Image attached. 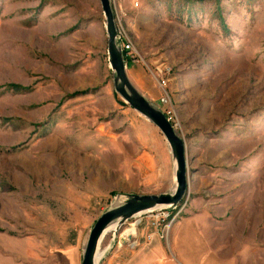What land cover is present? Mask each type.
<instances>
[{
  "label": "rangeland",
  "instance_id": "1",
  "mask_svg": "<svg viewBox=\"0 0 264 264\" xmlns=\"http://www.w3.org/2000/svg\"><path fill=\"white\" fill-rule=\"evenodd\" d=\"M111 3L140 59L128 77L160 108L155 68L171 67L189 190L108 233L100 264H129L156 221L168 264H181L168 233L193 216L228 230L224 262L264 264V0ZM105 22L100 0H0V264H70L62 249L87 242L107 209L175 187L164 135L115 89Z\"/></svg>",
  "mask_w": 264,
  "mask_h": 264
},
{
  "label": "water",
  "instance_id": "2",
  "mask_svg": "<svg viewBox=\"0 0 264 264\" xmlns=\"http://www.w3.org/2000/svg\"><path fill=\"white\" fill-rule=\"evenodd\" d=\"M106 18L105 27L108 34L109 63L115 73V89L126 103L146 117L162 132L168 142L175 164V187L172 191L160 194H130L126 199L98 217L94 223L81 257V264H100L97 254L105 236L117 234L123 224L130 219L154 210L176 207L186 197L189 190V170L187 147L183 137L175 130L162 109L152 104L131 83L126 61L123 56L120 32L116 25L115 13L111 0H100ZM116 224L117 230L112 226ZM111 248H107L106 253Z\"/></svg>",
  "mask_w": 264,
  "mask_h": 264
},
{
  "label": "crops",
  "instance_id": "3",
  "mask_svg": "<svg viewBox=\"0 0 264 264\" xmlns=\"http://www.w3.org/2000/svg\"><path fill=\"white\" fill-rule=\"evenodd\" d=\"M146 98H149L145 92H141ZM142 140V141H141ZM125 144V143H124ZM136 144L140 147V156H143L144 138L137 137ZM222 223L213 219H204L202 217H187L174 222L169 230V248L173 257L181 264H235L233 259L225 261L224 254H233V244H229L226 253L219 256L215 254L218 250L222 251L225 232ZM160 228L153 234V240L148 247H145L131 256L129 264H168L172 257L168 254L166 245L160 234ZM144 232V231H143ZM142 232V233H143ZM159 233V234H158ZM231 235V234H230ZM168 238V237H167ZM231 239V238H230ZM73 241V240H72ZM168 241V240H167ZM228 244V243H227ZM86 242L80 237L71 245L62 249L70 264H81V257ZM229 260V259H228Z\"/></svg>",
  "mask_w": 264,
  "mask_h": 264
},
{
  "label": "built area",
  "instance_id": "4",
  "mask_svg": "<svg viewBox=\"0 0 264 264\" xmlns=\"http://www.w3.org/2000/svg\"><path fill=\"white\" fill-rule=\"evenodd\" d=\"M121 38V36H120ZM122 51H123V56L124 59L126 61V65L129 62H137L140 61L138 53L135 51L132 43L130 41H126L122 43ZM170 72H171V67H169L168 65L162 64L160 66H158L157 68H155V73L154 76L156 78V80L159 83V86L162 90V94H161V99H160V106L162 111L165 113L166 117L168 118V120L173 124L174 119H173V111L171 108V96H170V92H169V78H170ZM170 214L167 213L165 215L166 219L167 217H169ZM157 218H160V214L159 216H157ZM158 223L154 222V225L158 228ZM151 237H153V234L151 235ZM140 241L139 240H134L132 242V245H139Z\"/></svg>",
  "mask_w": 264,
  "mask_h": 264
},
{
  "label": "bare ground",
  "instance_id": "5",
  "mask_svg": "<svg viewBox=\"0 0 264 264\" xmlns=\"http://www.w3.org/2000/svg\"><path fill=\"white\" fill-rule=\"evenodd\" d=\"M174 180H175V179H174ZM112 229H113V230H117V225L114 224V225L112 226ZM130 231H132V228H131V230L129 229V232H130ZM136 233H137V229H134V231H133V236H135ZM105 254H106V250H102V249L99 248V251H98V254H97V260H102V258L104 257Z\"/></svg>",
  "mask_w": 264,
  "mask_h": 264
}]
</instances>
